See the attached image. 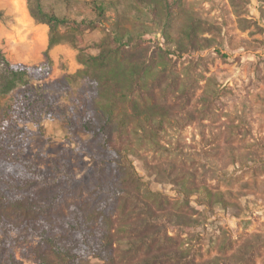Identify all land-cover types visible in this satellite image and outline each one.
I'll list each match as a JSON object with an SVG mask.
<instances>
[{
  "label": "trees",
  "instance_id": "1",
  "mask_svg": "<svg viewBox=\"0 0 264 264\" xmlns=\"http://www.w3.org/2000/svg\"><path fill=\"white\" fill-rule=\"evenodd\" d=\"M26 2L33 20L49 27L48 57L60 44L78 51L83 67L75 76L89 92L74 89L69 76L32 83L41 68L11 63L0 47V95L15 91L23 97V105L12 101L3 108L5 132L16 118H36L48 108L52 102L45 90L58 84L73 102L61 111L62 129L79 138L80 125L89 148L102 160L88 179L71 162L54 161L51 179L18 152L0 154V264H22L13 246L19 236L34 237L43 247L32 249L35 264H255L264 246L258 233L247 237L237 254L203 259L200 236L190 232L196 222L188 214L192 196L213 208L227 204L224 193L182 184L173 203L134 164L145 148L161 154L176 151L168 136L180 122L166 107V95L160 98L158 92L167 93L168 78L178 95L186 94L176 57L214 46L206 33L215 25L187 0ZM230 2L238 10L245 0ZM96 31L101 37L88 43L85 33ZM211 80L203 99L207 112L222 93ZM74 94L80 99H72ZM41 100L47 104L33 105ZM78 101L82 106L74 107ZM46 187L52 192L45 194ZM169 226L188 228L190 236L173 235ZM228 245L232 247L230 238L223 248Z\"/></svg>",
  "mask_w": 264,
  "mask_h": 264
},
{
  "label": "rangeland",
  "instance_id": "2",
  "mask_svg": "<svg viewBox=\"0 0 264 264\" xmlns=\"http://www.w3.org/2000/svg\"><path fill=\"white\" fill-rule=\"evenodd\" d=\"M187 1L204 20L215 25L206 33L215 44L176 57L177 71L185 81V95H178L168 78L164 82L167 93L158 92L160 98L166 95V107L180 122L168 136L176 151L161 154L145 148L141 156L134 158V164L151 186L168 195L173 203L179 199L177 191L182 184L207 186L224 193V206L207 208L194 195L192 210L188 211L196 221L190 232L200 236L203 259H212L237 254L243 241L254 233L264 237V0H245L238 10L230 0ZM0 9L4 11L0 18V47L11 63L41 68L32 83H51L69 76L74 89L89 92L75 76L83 67L75 48L60 44L49 57L46 55L49 27L41 30L34 22L26 0H0ZM110 14L114 15L112 10ZM100 37L99 31L85 33L88 43ZM208 78H212L211 86L219 83L222 92L211 105V112L204 110L203 103L210 88ZM45 91L52 102L47 110L36 118H16L7 132L2 110L12 101L23 105V97L15 91L0 95V154L18 152L44 168L51 179L56 174L54 161L66 160L74 165L76 173L88 179L102 156L89 148L80 125L79 138L62 129L61 111L73 106L66 91L58 84ZM73 97L80 99L76 94ZM36 104L46 105L47 101L33 105ZM78 106H82L79 101L74 104ZM49 190L46 187L44 193L52 192ZM186 229L169 226L171 234L181 237L189 235ZM227 238L232 247L223 248ZM13 246L22 264H35L34 247L43 250L34 237L19 236ZM255 264H264V246Z\"/></svg>",
  "mask_w": 264,
  "mask_h": 264
},
{
  "label": "crops",
  "instance_id": "3",
  "mask_svg": "<svg viewBox=\"0 0 264 264\" xmlns=\"http://www.w3.org/2000/svg\"><path fill=\"white\" fill-rule=\"evenodd\" d=\"M23 13H25L24 10H23ZM29 14H30V13H29ZM30 16H31V15H30ZM31 18H32V17H31ZM32 19H33V18H32ZM34 22H35V21H34ZM35 23H36V22H35ZM36 24H37V23H36ZM38 25L41 26V27H40L41 30H46V26H47L46 24H38ZM47 44H48V43H47Z\"/></svg>",
  "mask_w": 264,
  "mask_h": 264
}]
</instances>
